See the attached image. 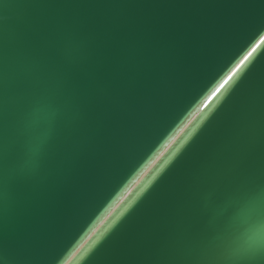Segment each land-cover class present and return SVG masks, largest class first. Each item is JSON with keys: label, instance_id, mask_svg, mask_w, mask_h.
Masks as SVG:
<instances>
[{"label": "water", "instance_id": "water-1", "mask_svg": "<svg viewBox=\"0 0 264 264\" xmlns=\"http://www.w3.org/2000/svg\"><path fill=\"white\" fill-rule=\"evenodd\" d=\"M194 101L84 264H264V0H0V264H77Z\"/></svg>", "mask_w": 264, "mask_h": 264}, {"label": "clouds", "instance_id": "clouds-1", "mask_svg": "<svg viewBox=\"0 0 264 264\" xmlns=\"http://www.w3.org/2000/svg\"><path fill=\"white\" fill-rule=\"evenodd\" d=\"M218 102L216 101L215 103ZM211 108L212 106L200 112V102H192L184 115L161 137V140L152 152L138 162L129 172L121 186L113 193L110 202L94 218L95 222L88 229V234L96 227H99L100 221L106 218L104 227L80 250L77 257V264H84L93 247L99 243L105 233L114 227L122 216L131 209L136 200L147 191L157 176L175 158L192 136L195 135ZM125 197L127 199L121 205L120 202ZM113 209H115L114 212ZM259 232L261 237L264 238V225L260 227Z\"/></svg>", "mask_w": 264, "mask_h": 264}]
</instances>
